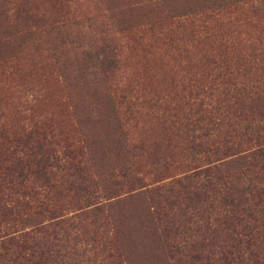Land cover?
Masks as SVG:
<instances>
[{
    "label": "trees",
    "instance_id": "16d2710c",
    "mask_svg": "<svg viewBox=\"0 0 264 264\" xmlns=\"http://www.w3.org/2000/svg\"><path fill=\"white\" fill-rule=\"evenodd\" d=\"M178 1L189 15L170 4ZM253 1L148 0L159 14L147 29L161 30L163 53L191 54L182 39L197 30L219 34L209 52L217 48V56L204 55V65L191 55L173 67L158 58V68L170 75L161 78L170 82L167 89L147 92L143 77L119 86L121 46L106 38L105 28L87 43L52 48L55 54L79 50L85 64L83 72L65 71L80 90L73 114L83 145L57 149L43 137L33 170L31 130L10 132L1 142L0 264H264V48L250 41L241 53L240 41L201 21L236 19L246 4L258 9ZM44 125L54 136L52 125ZM135 127L158 130V140L133 136ZM156 142L168 151L155 152L161 174L146 185L136 157ZM33 172L45 178L38 186L31 185ZM7 178L11 186L3 185ZM63 191L74 192L76 205L55 197ZM84 214L92 217V236L81 224Z\"/></svg>",
    "mask_w": 264,
    "mask_h": 264
},
{
    "label": "rangeland",
    "instance_id": "374dc122",
    "mask_svg": "<svg viewBox=\"0 0 264 264\" xmlns=\"http://www.w3.org/2000/svg\"><path fill=\"white\" fill-rule=\"evenodd\" d=\"M259 2L260 0L252 2L258 7L256 11L251 8V4H246L244 14H239L236 19L234 16L237 14H229L230 18L220 16L216 21L208 17L205 21L201 18V21L216 28L220 26L222 31L226 32L223 37L227 40L235 44L240 41L237 47L241 53H245L241 49L247 48L250 41L258 48H264V37L260 34V29L264 28V0L260 4ZM170 4L176 6L177 10L182 8L181 12L184 14H190V10L181 1ZM164 7L171 9L168 5ZM167 10V13H173ZM158 14L159 12H155L148 5V0H0V144L7 137H12L10 132H18L19 129H24L25 132L31 130V145L37 146L31 157L34 160L31 161L33 170L39 166L38 158L43 150L40 144L45 140L43 137L56 141L57 145L52 146L57 149H62L67 142L74 143L79 151L82 149L84 137L78 131L73 114V105L80 90L77 85L68 82L65 71L78 66L83 72L85 64L81 61L79 50L66 54H58L56 50L55 54L52 49L54 46L72 44V47H76L87 43L91 37L95 39L94 35L105 28L106 38L112 36L121 46V69L114 75L117 84L120 86L128 79L143 77L147 92L154 86L166 89L171 86L167 80H161L170 75L167 70L158 68L157 60L160 56L172 67L177 65L178 61L182 65L186 64L187 55L201 59L203 65L204 55L209 59L217 56V48L212 54L209 52L210 48L216 45L219 34L198 31L197 27L196 36L182 39V44L192 46L191 54H175L172 50L163 53L159 49L165 47V40L158 33L161 30L147 29L148 23ZM120 21L125 22V29ZM136 34L144 39L137 38ZM144 43L148 46L138 45ZM247 58L251 61L250 56ZM35 122L40 123L41 128H33ZM44 124L52 125L54 136L51 137L50 130L46 129ZM157 133L158 130H152L148 134L140 127H135L133 136L157 141ZM143 148L144 151L136 157V166L147 172L145 182L150 185L154 173L160 175L158 172L162 167L159 165V157L154 156L159 152L164 154L168 148L166 149L163 142H156L150 150L144 146ZM2 157L6 155L0 150V160ZM155 161L159 162L153 164ZM62 172V166L58 167L57 174ZM87 173L91 179L95 177L93 167H90ZM10 180H15V176L10 177ZM31 180L34 181L31 185L38 186V182H43L45 178L41 173L36 175L33 172ZM8 181V178L2 180L3 185L11 186ZM6 190L9 188L5 187L4 191ZM75 196L73 191L55 194L59 200H70L73 205H76L73 201ZM99 198L102 199V196ZM91 220L89 214H84L81 221L84 231L90 236L94 229ZM111 231L109 227L110 236ZM124 255L128 258L127 253ZM122 263L124 264L123 260Z\"/></svg>",
    "mask_w": 264,
    "mask_h": 264
}]
</instances>
